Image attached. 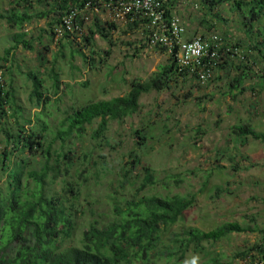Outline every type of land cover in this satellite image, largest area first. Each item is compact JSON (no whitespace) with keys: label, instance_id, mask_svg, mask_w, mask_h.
I'll return each mask as SVG.
<instances>
[{"label":"rangeland","instance_id":"374dc122","mask_svg":"<svg viewBox=\"0 0 264 264\" xmlns=\"http://www.w3.org/2000/svg\"><path fill=\"white\" fill-rule=\"evenodd\" d=\"M28 1L31 2L29 13L36 14L48 10L47 5L54 0ZM235 1L239 0L222 3L210 11L204 0H173L177 11L192 17L193 26L202 27L203 33L197 35L217 33L225 44L235 46L238 55L225 57L223 66L205 85L180 79L172 81L169 89L143 94L138 111L122 120L108 121L101 139L92 138L97 122L87 127L80 139L75 135L61 139L56 133L72 107L125 95L133 81H145L159 66L167 64L169 53L148 43L144 25L131 28L130 21L113 20L104 8L90 14L80 33L57 42L47 24L52 15L25 25L32 51L19 46L11 50L6 61H1L0 84L4 90L11 87L14 99L5 105L6 117L0 121V154L7 148L10 166L12 161L23 158L27 160L26 172L39 170L44 160L41 153L34 157L13 151L12 146H6L4 132H13L17 124L27 130H38L41 122L36 119H39L46 121L42 134L50 145V164L54 165L57 155L67 149L73 152L74 159L78 158L81 164L69 169L67 174L64 163H60L58 178L46 186L52 193L64 194L63 181H68L79 190L75 201L71 200L72 195H67L74 204L76 230L64 246L77 245L89 222L106 223L117 217L114 205L133 199L142 181L141 167L147 166L155 172L157 183L144 190V196L194 195L192 208L163 234L160 247L154 250L155 264H256L243 255L263 238L264 137L240 138L234 127L248 126L264 135V80L260 78L264 75V15L250 25L249 9L243 8V13L235 8ZM15 2L0 0V12L11 9ZM19 3L20 7L27 6ZM95 16L103 23L114 21L117 28L109 40L95 36L91 51L85 48L83 38ZM14 32L16 29L0 20V57L11 47ZM52 69L60 74L62 81L56 96L48 80ZM30 72L38 74L49 89L43 93L48 100L40 108L35 100H29L32 81L27 74ZM242 73L247 78L237 83L236 88L231 87ZM40 111L45 115H37ZM28 119L31 124L25 122ZM139 129H143L146 137L143 145L138 144L140 139L135 135ZM133 153L141 163L130 170ZM5 180L0 168V186ZM224 222H238L253 232L204 243L199 249L187 250L182 258L159 256L164 247L175 249L171 241L173 233L189 227L209 231ZM16 252L14 246L11 255Z\"/></svg>","mask_w":264,"mask_h":264},{"label":"trees","instance_id":"16d2710c","mask_svg":"<svg viewBox=\"0 0 264 264\" xmlns=\"http://www.w3.org/2000/svg\"><path fill=\"white\" fill-rule=\"evenodd\" d=\"M103 1L105 0H54L51 1L52 4L47 5L48 10L34 14L29 13L30 1L16 0L11 9L0 12V20L5 21L9 28L16 29L11 36V47L5 49L4 56L0 57V72L3 69L1 61L7 60L11 50L20 46L24 50L32 51L33 47L26 39L28 34L24 31V27L31 24L33 19H46L52 15L47 24L54 39V30L67 13L73 9H83L86 3L94 7ZM204 1L211 11L213 7L231 0ZM19 2H24L27 6L20 7ZM38 2L41 3V0ZM168 2L169 7L174 3L170 0L165 3V16L169 19L172 15ZM233 5L238 10L249 9L250 16L247 21L250 25L264 15V0H239ZM18 6L22 10L18 9ZM242 12L244 13L243 10ZM78 20L79 25L83 26L80 19ZM144 23L145 21L142 20H134L130 21L129 25L131 28H137L139 24L144 25ZM243 25L247 26L246 23ZM116 28L114 21L103 23L95 16L93 25L83 38L85 48L93 51L94 37L99 36L104 40H109L112 31ZM146 33L148 34L147 29ZM226 45L235 48L233 45ZM161 48L167 52L164 47ZM75 52L86 59L80 50ZM224 62L225 60L222 63ZM222 63L218 68L223 66ZM27 76L32 81L29 100H35L37 108H40L48 100L44 98L43 93L49 89L44 87V80L38 74L30 72ZM246 78V73L240 74L233 80L236 84L232 83L231 87L236 88L237 83L240 84ZM260 78L264 80V75ZM180 79L186 81L189 78L183 72L178 71L173 54H169L167 64L159 66L158 70L147 80L133 81L125 95L109 100L92 101L77 108L72 107L60 121L61 129L56 134L61 139L72 135L80 139L86 133L87 127L97 122L92 138L101 139L104 137L108 121H119L138 111L139 99L143 94L169 89L172 81ZM48 80L53 95L56 96L62 82L60 74L52 69L48 74ZM13 99L14 94L11 87L4 90L0 84V121L6 117L5 105ZM17 114L20 117L23 116L22 112H17ZM41 114L44 113L40 111L37 115ZM36 120L41 122L38 130L33 128L27 130L24 125L17 124L13 132L4 131L7 147L12 146L13 151L27 152L34 157L41 153L44 160L41 161L39 170L26 172V159L20 158L12 161L10 166L7 148L0 154V168L6 175L3 186H0V264H155L156 251L154 250L160 247L163 234L176 225L183 214L192 208L194 195L144 196L142 192L153 187L157 183V178L150 167L142 166V181L133 199L126 200L123 205L117 203L113 207L117 217L106 223L89 222L82 232L79 243L66 247L64 243L73 237L76 230L74 204L71 200L77 199L79 190L74 189L68 181H63L64 187L61 191L64 194L52 193L46 186L53 184L58 178L61 172L60 163H64L65 174L69 169L81 163L77 160L78 158L74 159L73 152L67 149L58 154L56 162L51 165L50 145L45 142L46 138L42 134L46 129L44 125L46 121ZM25 122L31 124L29 119ZM142 132L143 129L135 131V135L140 139L139 145H143L142 142L146 140ZM234 132L240 138L252 136L254 139H262L264 137L263 134L255 132L248 126H236ZM130 157V170L140 166V158L136 153L131 154ZM50 173L53 175L51 176ZM68 194L72 195L71 200L67 197ZM250 231L253 232L252 229L238 222H224L209 231L195 227L185 228L179 233L172 234L171 241L175 249L171 251L164 247V251L159 252V256L179 255L182 258L187 250L199 249L204 243H215L231 234ZM261 233L262 241L248 248L244 257H249L253 261L264 259V225ZM14 246L17 252L11 255V249Z\"/></svg>","mask_w":264,"mask_h":264},{"label":"built area","instance_id":"2783aa9c","mask_svg":"<svg viewBox=\"0 0 264 264\" xmlns=\"http://www.w3.org/2000/svg\"><path fill=\"white\" fill-rule=\"evenodd\" d=\"M166 2L167 0H105L94 7L86 3L83 9H73L62 18L60 25L54 30V40L57 42L65 35L71 37L80 33L82 26L78 19L84 24L91 13L97 14L100 8H104L113 20L145 21L148 43L164 47L169 54H173L179 72H183L198 85H205L214 78L226 55H238V51L227 46L217 33L196 35L190 40H183L184 26L176 16L166 18ZM256 264H264V259L256 261Z\"/></svg>","mask_w":264,"mask_h":264},{"label":"crops","instance_id":"0c3cea01","mask_svg":"<svg viewBox=\"0 0 264 264\" xmlns=\"http://www.w3.org/2000/svg\"><path fill=\"white\" fill-rule=\"evenodd\" d=\"M170 1H173V0H170ZM168 8H171V15L178 17L180 19L182 25L184 26L185 32L182 35V36H184V40H190L194 36H196L197 34L203 33V32H201L202 27H200L199 25L193 26L194 22L192 21L193 20L192 17L187 18L185 13L181 12L180 10L177 11L175 5L169 7V2H168Z\"/></svg>","mask_w":264,"mask_h":264}]
</instances>
